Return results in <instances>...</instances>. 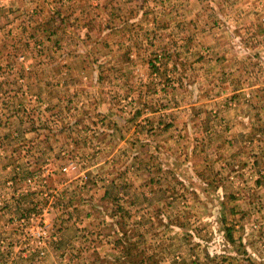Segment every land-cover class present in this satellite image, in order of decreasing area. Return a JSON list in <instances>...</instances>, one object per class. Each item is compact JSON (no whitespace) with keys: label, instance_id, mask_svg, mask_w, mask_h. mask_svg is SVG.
Returning <instances> with one entry per match:
<instances>
[{"label":"rangeland","instance_id":"rangeland-1","mask_svg":"<svg viewBox=\"0 0 264 264\" xmlns=\"http://www.w3.org/2000/svg\"><path fill=\"white\" fill-rule=\"evenodd\" d=\"M0 264H264V0H0Z\"/></svg>","mask_w":264,"mask_h":264},{"label":"trees","instance_id":"trees-1","mask_svg":"<svg viewBox=\"0 0 264 264\" xmlns=\"http://www.w3.org/2000/svg\"><path fill=\"white\" fill-rule=\"evenodd\" d=\"M159 62V60H158V58L157 57H154V59L153 60H150L149 61V66H150V68H151V70L154 68L155 69V64L156 63H158ZM162 64V63H161ZM164 65V64H163ZM175 77H177V78H175ZM175 77H173L172 78V83L174 84V86L176 87V86H179V87H181V86H183V85H185V87L187 86V84H186V82H182V80L184 79V76H175ZM183 78V79H182ZM175 87L172 89V90H174L175 89ZM162 90H163V92H164V95L165 96H167V95H169V93L168 92H166V88H162ZM139 113H137V112H134V115L133 116H137ZM122 122H119V121H115L114 122V132L115 133H117V135H118V138H119V140L122 138V133H123V131L121 130V128H122V124H121ZM172 127V125L171 124H167V125H165L164 127H163V129H164V131H167L169 128H171ZM122 215H123V217H122ZM125 216H127V213H126V211L124 212H122V214H121V216H120V219H123ZM122 221V220H121ZM122 222H120V224H121ZM125 225V224H124ZM224 230H229V228H223ZM121 235L123 236V238H124V244H123V258H124V260L126 261H128V259L129 258H131V249H130V246L133 244V243H131L130 242V240H129V238H128V233H127V231L126 230H124V229H122L121 230ZM134 245V244H133Z\"/></svg>","mask_w":264,"mask_h":264}]
</instances>
